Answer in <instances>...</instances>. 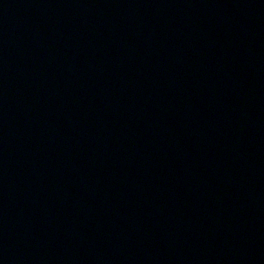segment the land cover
I'll list each match as a JSON object with an SVG mask.
<instances>
[{
    "label": "water",
    "instance_id": "water-1",
    "mask_svg": "<svg viewBox=\"0 0 264 264\" xmlns=\"http://www.w3.org/2000/svg\"><path fill=\"white\" fill-rule=\"evenodd\" d=\"M0 264H264V0H0Z\"/></svg>",
    "mask_w": 264,
    "mask_h": 264
}]
</instances>
